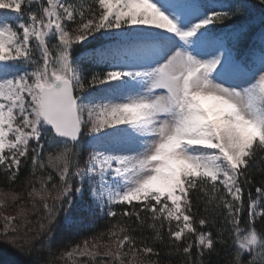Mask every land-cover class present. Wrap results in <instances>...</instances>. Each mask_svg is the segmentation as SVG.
Masks as SVG:
<instances>
[{
	"label": "snow or ice",
	"instance_id": "6c2138e0",
	"mask_svg": "<svg viewBox=\"0 0 264 264\" xmlns=\"http://www.w3.org/2000/svg\"><path fill=\"white\" fill-rule=\"evenodd\" d=\"M249 8L248 0H0V172L13 182L30 162L27 195L44 210L31 239L46 233L50 242L61 213L70 226L87 183L83 211L134 217L153 243L166 230L187 264H205V252L229 242L231 264H264V231L255 227L264 187L253 195L250 177L264 162V29L259 49L238 58L248 30L225 24ZM85 138L91 151L81 165ZM20 199L0 190V207ZM201 200L210 215L196 220ZM29 215L23 204L16 217L0 214V234L14 242L31 231ZM220 215L225 227L214 236L206 226ZM136 230L114 224L59 258L159 257ZM105 236L115 251L97 250Z\"/></svg>",
	"mask_w": 264,
	"mask_h": 264
},
{
	"label": "trees",
	"instance_id": "16d2710c",
	"mask_svg": "<svg viewBox=\"0 0 264 264\" xmlns=\"http://www.w3.org/2000/svg\"><path fill=\"white\" fill-rule=\"evenodd\" d=\"M248 4L250 5V8L246 16L234 18L225 22L226 25L243 24L247 27V38L241 43L243 46L240 45V49H237L238 53H240L243 48L249 46V44L253 41L255 30L252 25L255 23V20L264 21V5L260 3V0H248ZM219 26L224 25H218L217 27ZM82 66L87 68L89 71H102L101 68H93L87 63L83 64ZM84 161L85 151L81 150V165H83ZM30 168V162L24 163L20 169L17 179L13 182H9L4 173L0 172V190H3L5 192L19 193L21 196L20 200L11 203L6 209L12 211L16 208V206H19L20 203L26 204V207L30 212L29 220L31 221V223L27 225V227L31 229V231H28L26 233L22 232L21 235L17 237L19 239L18 245L14 243V245L17 246V251L11 250V247H13L11 244H7V246L5 245L6 247H0V264H63L64 261L59 258L61 252L67 251L71 246L80 244L83 240L88 239L89 237L98 236L100 232H107V230L112 225L117 223L124 227L137 228V230L133 232L132 235L137 237L138 240L144 239L147 245L153 246L160 252L159 257H146V260L158 261V264H187L186 257L182 253H177L174 246L169 245L166 230L162 232V235L164 237L163 243H153L152 237L154 233L152 232V230L147 227H145L144 229H139L134 217L129 220L126 217L121 218L118 216L115 218H109L107 216H102L97 218L94 223L82 226L79 225V227L76 229L74 225L69 226L63 223L64 215L63 213H61L58 217L57 223L53 227V236L50 242L47 239L46 233L42 234L37 239H31L37 232H39V224L37 223V220L38 217L43 215L44 210L42 207L39 209V211H35L31 208V201L27 195L28 191L31 188V185L27 183L30 176ZM250 177L252 179L251 191L253 195H255L256 187H264V162L258 161L257 164L253 166L250 171ZM35 186L38 188L39 184H36ZM116 211L121 212L123 211V208L117 206ZM194 211L196 212V220L206 215H210V213L206 214L204 211L203 200L200 201ZM0 214H3L1 210ZM246 219L247 215L245 213L242 215V225L243 221ZM2 222L3 220L0 219V233H2L3 228ZM19 227L20 224L17 223L18 230ZM221 227H225L222 215L216 217L215 226L208 225L206 226V230L210 229L215 236L217 234V231ZM255 227L260 231H264V218L258 217L255 223ZM225 238H228L227 232H225ZM26 239H30L31 242L25 243ZM192 239H194V237H192ZM97 241L102 244L111 243V241L108 240L107 236H105L103 241ZM48 243H50L51 245L50 249L48 247H41V245H47ZM180 247H184V242L180 243ZM232 252L233 248L230 246V242L228 245H221L217 243L216 251L212 253L205 252L202 259L205 261V264H231V261L233 259ZM192 259L193 261L200 259V257L197 256V249L195 246H193L192 249ZM244 259L247 260V257L245 256Z\"/></svg>",
	"mask_w": 264,
	"mask_h": 264
},
{
	"label": "rangeland",
	"instance_id": "374dc122",
	"mask_svg": "<svg viewBox=\"0 0 264 264\" xmlns=\"http://www.w3.org/2000/svg\"><path fill=\"white\" fill-rule=\"evenodd\" d=\"M215 3L219 6V4L225 3V2L216 1ZM0 11H2V10H0ZM86 139L87 138H85V141L84 142H86ZM86 144H87V147H88L89 151L87 153H85V160L87 159L88 154L91 151V148L89 147V145H88L87 142H86ZM91 202L92 201H91L90 193H89V191H87V183H85V191H84V194H83V198L81 199L79 196L77 197V204H78V207L81 210L78 211L75 214V216H74V222L71 224V225H74V227L76 229L79 227V225L82 226V225H86V224L89 225L91 223H94V221L97 218L103 216L102 214H95L94 215V214H92L89 211H83V209L86 208L87 205H89ZM22 204L23 203H20L19 206H16V208L14 210H12V211H9V210H7L4 207H0V210L3 212V215L7 214L8 216L16 217L17 216V213L20 211V208H21V205ZM23 205L26 206V204H23ZM63 223L66 224L64 218H63ZM18 224H19V222H18ZM66 225H68V224H66ZM11 238L12 237H11V233H10L9 234V239H11ZM18 240L19 239L16 237L15 240H14V242H8V240H6L3 237V235H0V247H6L7 244H11L13 246V247H11L12 248L11 250L17 251V246L16 245H18ZM95 242L97 244H99V248L97 250L100 251L101 253H103L104 250H111V251H115L116 250V244H114L112 242L111 243H107V244H102V243H100L98 241H95ZM14 243L16 245H14ZM89 247H91V243L89 244ZM70 248H68V250H70ZM122 255H123V253H122ZM77 264H85V261L84 260H78L77 261ZM96 264H101V262H100L99 259L96 260ZM111 264H118V262L117 261H112ZM125 264H127V259L125 260ZM134 264H150V261L149 260H146L145 258H143V259L137 258V260L134 261Z\"/></svg>",
	"mask_w": 264,
	"mask_h": 264
}]
</instances>
